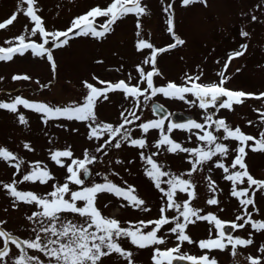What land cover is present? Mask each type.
Returning a JSON list of instances; mask_svg holds the SVG:
<instances>
[{
	"label": "rangeland",
	"instance_id": "rangeland-1",
	"mask_svg": "<svg viewBox=\"0 0 264 264\" xmlns=\"http://www.w3.org/2000/svg\"><path fill=\"white\" fill-rule=\"evenodd\" d=\"M111 0H37L36 8L38 15L43 18L44 26L48 31L66 30L73 19L85 14L92 7L99 5L101 8L107 7ZM172 3L173 24L176 36L185 41L183 45L159 53L156 57V66L162 76H154L153 80L157 86L174 81L177 84L184 82L185 74L201 75L203 83L218 82V73L223 69L229 54L240 51L242 44L247 45L243 55L231 60L228 65L226 75L230 77L224 85L231 90H240L247 93H263L264 91V0H207V6L203 3H193L183 6L181 0H141V5L146 6L147 13L139 18L134 13H129L118 19L112 30L102 38L91 35L74 36L67 45L55 48L49 44L46 47L52 48V55L56 64L55 71L52 70L50 62L45 57H38L32 54L31 50L23 55H15L11 61H0V102H12L17 96L34 102L47 103L50 106H67L72 103H83L88 89L85 82L92 83L96 87H104L98 81H110L116 83L119 80L126 82L131 76V84H136L139 80L137 65L144 67L145 71L152 70V66L143 64L145 57L151 54V49L137 50V41L144 38L157 48L165 47L173 43V37L168 32V13L163 9ZM17 20L5 29H0V46L8 47L6 40L24 34L27 25L30 32L34 26L30 18L23 14L27 8L21 0H0V21L9 18L18 11ZM256 19L253 20L252 17ZM107 18H96V26L103 24ZM141 27L137 29V20ZM140 36H137V32ZM241 31L249 33L247 37L241 35ZM31 40L41 42L42 37H30ZM61 39H64L61 37ZM13 43H18L13 41ZM239 69V71H237ZM17 74H27L30 80H13ZM98 78V79H97ZM146 87V84H141ZM145 95L150 96V92ZM159 100L171 110H180L191 113L193 119L203 123L204 117L214 113L213 108L205 110L199 108L198 103L192 105L187 101L195 99L191 94L186 101L165 97L162 94L150 96L145 100L144 96L139 98V108L132 97L125 98L122 91H110L108 99L101 97L95 105V113L99 122L111 123L114 126L122 120L121 112L124 110L135 111L141 117L139 121L127 125L132 131L133 138L146 137L148 143L145 149H138L127 143H122L119 149L109 147L106 149L107 155L96 153L95 149L108 138L105 133L99 140L89 139L90 129L88 122L80 120H69L63 117L48 119L44 122L43 114L33 109L18 106L17 112L7 109H0V147L8 148L12 151L17 160L6 162L0 159V182L10 183L13 179L20 181L22 175L31 171L35 162H40L41 167L48 169L54 176V180H49L47 184L39 181L33 183L25 181L18 184V190L32 191L39 195H44L52 190L53 184H62L68 175L66 167L57 165L51 159V152L70 148L74 158H83L84 151L97 156V160L91 166L93 172L90 178L85 181V186L91 183H103L105 180L101 176L102 170L108 174V179L117 185H133L136 195L144 199L150 211H143L128 206L127 201L118 199L112 193H100L96 198V207L100 209L105 217L116 218L121 222V226L129 227V221L135 224L143 220H155L159 218V208L164 201L162 193L154 186V182L145 175V168L148 167L145 161L140 159L139 153L143 151L145 155L158 152L154 157L157 162L163 165L165 171L179 175L182 178L190 179L196 185V198L192 200L191 207L202 209L201 215L212 213L221 220H235L237 215L243 214V206L239 200L230 195L231 182L225 180L222 169L215 167V161L222 159L226 166L231 164L235 153L232 151L238 146L237 141H222L229 147L227 157H213L207 162L202 170L187 175L191 168L189 154L176 152L170 153L163 147L157 149L154 145L159 139V130L151 129L144 134L137 127L138 124L148 120L156 119L150 108L152 100ZM259 110V111H257ZM217 117L224 118L226 122L234 127H240L242 132L259 138L261 131H264V98L245 99L243 104H233V109H219ZM23 115L27 121L22 124L19 116ZM127 115V112H125ZM214 119L215 116H213ZM131 119V117H129ZM248 121H252L249 124ZM169 121L165 122V128ZM215 131V126L212 129ZM191 133L175 129L171 133V138L180 142L184 147L202 146L201 141L196 138V132ZM202 134V133H201ZM215 134L219 137L224 135L221 129ZM191 136V140L188 137ZM115 143V141H113ZM249 145L252 141L247 142ZM29 144L32 150L25 148ZM247 155L245 163L248 171L256 179H264V151H252L246 147ZM65 165L71 163L68 158H61ZM122 163H117V161ZM17 161H22L20 172L12 165ZM102 168V169H101ZM238 170V169H237ZM234 171V170H233ZM16 173V175H14ZM93 175V177H92ZM211 177L215 181L217 191L213 193L209 189ZM163 179H168L164 177ZM78 186L71 185L70 188L76 190ZM161 187L167 188L166 184ZM239 187H247L245 184ZM251 195V193H249ZM215 196L219 200L218 205H210L207 200ZM67 198V197H66ZM176 201L183 203L188 199L187 193L177 192ZM255 211L253 206H248V211L252 212L256 221L264 220V190L257 191L255 195ZM16 205L15 207L13 205ZM124 207H121V205ZM105 205H108L105 207ZM82 206V202H78ZM223 209V211H221ZM39 211L34 204L14 201V198L7 194V191L0 186V221H6L2 227L13 234L19 241L34 239L36 233L33 228H38L36 218L30 221L27 219L33 212ZM169 217L177 215L175 210H168ZM62 219L72 220L73 223L82 224L83 218L71 213L62 215ZM182 219V218H181ZM193 219H195L193 217ZM243 223V221H237ZM45 225L48 221H44ZM174 224L164 225L158 235L165 237V244L155 245L147 248H138L130 243L127 238H121L119 243L125 250L133 253L134 264H154L153 249L159 247L162 250L176 247L175 236L169 233L168 229ZM149 225L145 231L151 230ZM211 229L212 238H216L214 224L208 221H197L194 225L189 224L186 228L194 243L183 242L179 252L174 255H194L201 256L207 254L209 258H215L219 264H249L247 257H260L261 264H264V253L258 249L264 245V230L255 231L251 225L244 228L233 229L231 235L238 233L245 239L251 238L253 243L247 247H237L235 257L231 255V246L226 250L200 249L198 242L209 238ZM43 236L44 234L41 233ZM3 238H0V247H3ZM10 253L5 257L4 264H14L15 259L20 255V249L9 242ZM28 255L38 256L44 264H48L49 258L42 252L35 249H27ZM160 264H167L163 257L158 258ZM101 264H128L117 253H112L108 257L102 258ZM172 264H191L187 260H173Z\"/></svg>",
	"mask_w": 264,
	"mask_h": 264
},
{
	"label": "snow or ice",
	"instance_id": "snow-or-ice-1",
	"mask_svg": "<svg viewBox=\"0 0 264 264\" xmlns=\"http://www.w3.org/2000/svg\"><path fill=\"white\" fill-rule=\"evenodd\" d=\"M21 2L27 5V8L23 10V14L30 18L34 26L29 32L27 25H25V32L28 33L29 38L21 34L4 42L10 46H0V61H11L15 55H23L25 52L31 50L35 56H46L53 71L56 69V64L52 55V48L46 47V45L51 44L55 48H60L67 45L69 40L74 36L80 35H91L96 38H102L112 30V25L123 16L134 13L139 18L147 13V8L141 5V0H111L107 7L101 8L97 5L85 14L75 17L66 30L48 31L44 26L43 18L38 15L39 9L35 7L37 0H21ZM181 2L183 6L197 2L207 6V0H181ZM163 10L168 13V32L172 35L174 42L165 47L157 48L144 38L138 39L136 45L138 51L144 49L152 50L151 54L145 57L143 61L145 65L150 64L152 70L146 72L144 67L137 65L139 80L136 84H131L130 75L127 82L125 80H119L116 83L98 81L104 87H96L92 83L85 82L88 93L85 95L83 103H72L63 107L50 106L47 103L29 101L17 96L12 102H0V109L17 112L18 106L23 105L25 108L33 109L43 114L42 118L45 123H47L48 119L61 117L69 120L86 121L90 129L89 139L99 140L105 133L108 134V138L95 149L96 153L107 155V148L119 149L122 143H127L138 149H145L148 143L146 137L133 138L131 129L126 127L127 125L133 124L134 121L141 119L135 111L127 109L122 111V120L115 126L111 123L98 121L95 113L96 102L101 97L107 100L110 91L119 90L124 93L125 98L132 97L136 101L137 108H139V98L141 96H144V99L148 100L150 96L162 94L168 98L186 101L187 96L191 94L195 99L187 102L192 105L198 103L199 108L205 110L206 113L209 107L215 109L217 112L219 109L231 111L233 104H243L245 99L264 98V93H247L240 90H231L224 86L230 79L226 75L228 65L232 59L243 55L244 50L247 49L246 44L240 46V51L229 54L223 69L218 73V82L203 83L201 81L202 73L199 75H189L186 73L184 82L181 84L168 81L164 85L157 86L154 83L153 77L162 76V73L156 66L157 55L185 43L183 39L176 36L174 31L172 3H169ZM18 14L19 5L17 12H14L9 18L0 21V29H5L9 25H12L17 20ZM98 17L107 18L103 24L99 25V29L96 26V18ZM252 19L255 20L256 17L253 16ZM140 27L141 25L138 19L137 29ZM38 33L42 37L41 42L30 39V37L37 36ZM241 35L247 37L249 33L241 31ZM137 36H140L139 31L137 32ZM61 37L64 39H61ZM13 41H17L18 43L14 44ZM12 78L13 80L31 79L27 74H17ZM141 84H146V87L142 88ZM149 92L150 96L145 95ZM152 111L154 114L163 112V105H154ZM125 112H127V115H125ZM172 115V113H168L159 119L141 122L137 127L144 134L149 133L151 129L159 130L160 136L154 145L157 149L163 147L170 153L179 151L189 154V163L191 164V168L187 173L189 177L193 172L202 170L207 162L213 160V157H227L229 155V147L222 141L235 140L239 142L238 146L232 150L235 156L231 164L226 166L222 159H217L215 161V167L222 169L223 173H225L223 178L231 182L230 195L237 198L243 206L242 215H237L236 219L230 222L221 220L212 213L201 215L202 209L191 207L192 200L196 198V185L190 179H185L179 175L165 171L163 165L154 159V157L159 155L158 152L145 155L141 151L139 153L140 159L145 161V164L148 166L145 168V175L154 182V186L163 194L162 200L164 203L159 208L160 215L158 219L149 221L140 220L135 224L129 221V227L121 226V222L118 219L105 217L100 209L96 207L97 195L104 192L112 193L118 199L127 201L128 206L141 209L145 212L150 211L146 206L145 200L136 195L135 187L128 185L126 181L124 182L125 186L122 187L107 178H105L103 183H91L85 186V179L81 178V173L85 177L91 174L88 165L95 162L97 156L90 153L87 149L84 151L83 158H74L70 148L56 150L51 152V159L57 165L66 167L68 175L64 183H54L50 192L39 195L32 191L18 190V184L25 181H31L33 183L39 181L42 184H47L49 180H54L51 172L41 167L40 162H35L31 167V171L23 174L20 181L13 179L10 183L0 182V186L7 191L10 197L14 198V201L34 204L39 209V211L33 212L31 216L27 217L30 221L36 218V222L39 225L38 228L32 229L36 235L31 240H17L12 233L2 227L6 221H0V238H3L4 245L0 247V264H4L5 257L10 253L9 242L20 249V255L15 259L14 264H44V261L40 260L38 256L28 255L25 247L42 252L49 258L48 264H101L102 258L108 257L112 253H117L128 264H134L132 260L133 253L130 250H125L119 243V240L121 238H127L132 245L141 249L155 245H163L165 244V237L158 235V232H160L164 225L169 224H174L168 231L175 236L178 243L176 247L164 250L159 247H154L152 257L154 264H160L159 257L167 260V264H172L173 260H187L191 264H219L214 257L210 259L207 254L199 257L194 255H174L179 252L183 242L194 243L191 237L186 234V228L189 224L194 225L197 221H208L214 224V227L217 229L216 238H212L211 229H209V238L198 242V246L202 250L219 249L224 251L230 245L231 255L235 257L237 254V246L247 247L251 245L253 243L251 233L247 239L239 236L233 237V235L226 232V225L234 229H242L245 225L250 224L255 231L264 230V220H254L252 212L248 211L249 205L253 206L255 211H259V209L255 208L254 198L257 191L264 190V179L254 178L249 173L247 164L245 163V157L247 155L246 147H250L252 151H264V131L260 132L259 138L253 137L242 132L238 126L233 128L224 118L213 119L214 113L206 115L203 123L195 120H189L185 123L172 122L169 120V117ZM261 120H264V115H261ZM19 121L22 124L27 123L22 114L19 116ZM166 121H169L167 128H165ZM248 123L252 124V121H248ZM213 125L215 126V131L211 130ZM175 129L189 133L193 129L199 130L195 135L198 141L203 142L202 146L193 148L184 147L180 142L171 138V133ZM221 129L224 135L219 137L215 132ZM188 139L191 140V136ZM249 141H252L253 144L249 145L247 143ZM25 148L32 150L29 144H25ZM61 158H68L71 160V163L65 165ZM0 159L10 162L17 160V157L8 148L0 147ZM21 163L22 161H17L12 165L17 170V173L20 172ZM117 163L122 162L118 160ZM164 177H168V179H163ZM207 179L209 180L210 191L215 193L217 191L215 181L211 177H207ZM245 181H247V187L238 188V185L245 184ZM70 184L78 187L76 190H73L70 188ZM162 184H166L168 187H161ZM177 192L187 193L188 199L183 201L182 204L178 203L175 199ZM78 202H82V206H78ZM207 203L210 205H218L219 200L213 196L207 200ZM13 206L15 207L16 205L14 204ZM107 206L105 205V207ZM121 207H124V205L122 204ZM168 210H175L177 215L169 217L166 214ZM65 213L78 215L83 218L84 222L77 224L73 223L72 220L62 219V215ZM45 220L48 221L47 225L44 223ZM237 221H243V223H237ZM149 225L153 227L151 230L145 231L144 229L148 228ZM41 233L44 235L42 236ZM258 251L264 253V245H261ZM247 260L249 264H261L260 257L249 256Z\"/></svg>",
	"mask_w": 264,
	"mask_h": 264
},
{
	"label": "water",
	"instance_id": "water-1",
	"mask_svg": "<svg viewBox=\"0 0 264 264\" xmlns=\"http://www.w3.org/2000/svg\"><path fill=\"white\" fill-rule=\"evenodd\" d=\"M154 105H162V104L159 103V102H157V101H154L152 103V108H153ZM163 108H164V111L161 112V113H158L159 117L165 116V115H167L169 113V110H167L164 106H163ZM173 117H174V122H176V123H185V122L191 120V117L190 116L185 115V114L180 113V112H175L173 114ZM230 228H231V226H229L226 229V232H228L230 230Z\"/></svg>",
	"mask_w": 264,
	"mask_h": 264
},
{
	"label": "flooded vegetation",
	"instance_id": "flooded-vegetation-1",
	"mask_svg": "<svg viewBox=\"0 0 264 264\" xmlns=\"http://www.w3.org/2000/svg\"><path fill=\"white\" fill-rule=\"evenodd\" d=\"M93 168H94V167H92V169H91V174H96V173L93 172ZM97 172H99V171H97Z\"/></svg>",
	"mask_w": 264,
	"mask_h": 264
}]
</instances>
